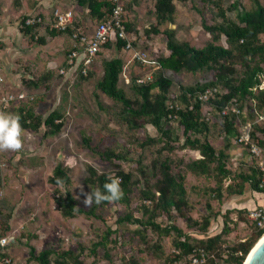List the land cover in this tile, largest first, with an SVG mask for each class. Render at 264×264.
I'll list each match as a JSON object with an SVG mask.
<instances>
[{
    "label": "trees",
    "instance_id": "obj_1",
    "mask_svg": "<svg viewBox=\"0 0 264 264\" xmlns=\"http://www.w3.org/2000/svg\"><path fill=\"white\" fill-rule=\"evenodd\" d=\"M136 1L127 2L125 5L124 19L128 32L132 30L128 14ZM174 1L154 0L155 20L150 28L145 30L149 40L157 35H163L166 39L167 52L156 57L158 65L153 70L152 81L139 85L136 83L137 76L132 77L127 83L129 89L125 91L120 86L124 60L115 57L103 62V75L96 83V92L93 95L100 111L109 112L98 92L104 93L114 101L117 111L113 116L136 135L140 130L145 131L147 125L155 128L158 133L156 138L147 134L144 137L135 136V143L143 153L147 148H155L151 160L148 161L141 154L136 165L129 170L118 167L110 173H99L95 167L88 164L84 183L89 192L91 189H102L108 176L118 177L122 189V198L119 201L93 204L88 208L80 206L71 191L72 177L69 167L62 163L57 164L48 182L55 187L54 202L63 218L73 219L82 215L107 225L110 211L118 207L120 211H115V223L119 226H131L127 231L137 239L142 251L152 252L160 258L164 255L160 241L164 238L171 239L173 252L171 257L167 256L171 264H191L190 255L198 251H202L207 257L204 264H244L251 250L264 236V229L260 230L256 224L250 222L255 229V236L250 240L229 243L227 238L232 229L229 226V215H226L221 231L210 234L209 228L217 218V215L213 214L211 202H222L225 195L244 196L248 190L252 193H264V188L260 187L262 172L257 160L251 159L246 170L234 168L232 154L229 153L233 141L240 136V128L249 122L253 124L251 143L264 151V123L257 122L259 116L264 115V89L259 88L264 82V5L260 0H254L252 9H244L242 0H234L228 7H224L223 0H202L213 14L212 20L204 19L202 22V27L210 34L211 40L202 48H196L189 41L180 40L177 31L170 27L176 22L177 8ZM75 2L78 9L87 13L83 22L95 19L100 25L111 18L114 7L111 0ZM196 7L193 3V8L197 10ZM227 12L235 13V19H230ZM27 17L22 19L19 29L23 34L35 39L43 17L41 16V23L32 26L25 24ZM81 26L83 25L77 23L75 18L73 25L66 31H57L52 29L51 25L49 28L52 36L65 33L73 36L82 29ZM223 38L225 45L221 43ZM38 39L43 43L44 40ZM125 44L124 40L117 38L118 50L123 49ZM111 46L109 41L103 48ZM133 46L137 48V42H133ZM144 51L148 52L149 47L145 46ZM96 61L97 58L90 66L84 67L80 64L77 67L74 78L76 86L93 79ZM142 69L147 71L145 67ZM84 70L86 74L83 73ZM202 72H209L211 76L189 84L178 82L173 76L174 73L195 75ZM57 76L64 78L59 70ZM51 79L52 72H48L37 81L30 78L23 81L27 87L38 88L41 83L50 82ZM209 87L217 88L218 92L209 101L203 102L200 95ZM233 105L241 109V115L220 114L222 108ZM210 107L214 115H220L219 126L226 141L223 148H217L212 143L211 119L205 114L206 109ZM244 109H247L246 117L243 116ZM11 112L19 115L23 130H43L45 137L60 134L65 126V112L60 108L52 111L46 118L36 114L33 107L27 105L19 106L17 110L12 109ZM178 130H181L182 134H179ZM83 141L88 148L94 150L89 137L84 136ZM181 142L182 149L198 151L201 157L188 163L174 157L175 144ZM239 146L246 150L248 147L243 144ZM99 155L113 164L127 160V152L112 148L100 152ZM183 165L188 172L197 176L213 177L215 180V187L204 191L209 214L201 221L187 217L193 206L186 190ZM226 181L229 183L225 186ZM243 213L245 210L238 211L240 221H243ZM178 218L188 220L193 232H186L174 224ZM11 219L12 214H5L0 209V227L3 233L10 231ZM112 232L110 227L106 228L97 235V239L93 240L90 246L81 245L78 252L57 251L47 247L37 253L35 247L26 242L28 264H87L84 254L92 259L91 264H98L102 259L113 261L110 246L116 244V241L111 238ZM148 232L156 236L157 241L153 242L148 237ZM6 257V253L0 254L2 261ZM122 259L125 264H130L129 259ZM130 259L131 264H139L134 256Z\"/></svg>",
    "mask_w": 264,
    "mask_h": 264
},
{
    "label": "rangeland",
    "instance_id": "obj_2",
    "mask_svg": "<svg viewBox=\"0 0 264 264\" xmlns=\"http://www.w3.org/2000/svg\"><path fill=\"white\" fill-rule=\"evenodd\" d=\"M22 1L0 0V74L4 77L0 91L28 94L27 99L12 102L4 112L13 113L12 109L17 110L19 106L27 105L33 107L36 114L46 118L52 111L60 108L65 112V126L60 134L50 137H45L43 130L39 132L23 130L21 150L0 151V209L5 214H12V219L9 221L10 231L3 233L0 227V239L7 237L9 240L6 248L0 247V254L6 253L13 264H28L26 242L33 245L37 253L47 247L57 251L78 252L81 245L90 246L91 242L97 239L98 234L110 227L113 231L111 238L116 241V244L110 246L113 261L102 259L98 264H125L123 257L129 259L131 264L130 258L133 256L139 264H171L167 260V256L171 257L173 252L171 239L164 238L160 241L164 251V255L160 258L152 252L142 251L137 239L127 231L131 226H119L115 223L117 219L115 211H120L118 207L110 211L107 225L82 215L65 219L58 211L54 202L55 187L48 182L57 164L62 163L71 169V191L78 204L88 208L83 204V192H89L84 183L88 174L87 165H92L99 173H110L116 171L118 167L129 170L136 165L141 154L150 161L155 148H147L143 153L140 146L135 143V136L144 137L147 134L156 138L158 133L151 125H147L145 131L137 132V135L130 131L113 116V113L117 111V105L102 92L98 94L109 112L98 110L94 102L96 83L103 75V62L121 57L125 63L128 56V52L117 49L116 42L111 41L110 48L101 49L93 70L95 76L88 83L76 86L74 80L65 77L61 79L57 76L58 70L65 64L67 53L73 46V37L67 33L57 36L50 34L49 26L54 22L55 11L72 10L77 23L83 25L82 29L85 26L88 29L96 27L97 20L83 22L87 13L77 8L75 0H43L44 3L31 12L30 9L36 6L38 0H24V4ZM192 2L196 4L197 10L193 8ZM233 2L234 0H223V5L228 7ZM260 2L264 5V0ZM174 3L177 8L176 22L170 27L177 31V37L180 40L189 41L192 46L202 48L211 40L210 34L203 29L202 22L204 19L212 20V11L206 8L202 0L186 2L175 0ZM153 4L154 0H137L136 4L132 5V11L128 14V22L132 30L128 32V35L133 42H137L136 49L144 51V47L148 46L147 53L151 58L156 59L159 54L167 51L166 39L163 35L152 36L151 40L145 35V30L150 28L155 20ZM242 5L244 9H252L254 0H242ZM36 14L43 17V23L36 31L35 39H32L31 36L20 31L19 24L24 17ZM227 16L235 19V13L227 12ZM38 38L44 40L43 43H40ZM221 43L225 45V38ZM48 72H52L50 82L41 83L38 88L24 85V79L30 78L37 81ZM141 73L143 69L138 62L130 65L126 72L130 78ZM173 76L178 82L189 84L195 80L207 79L211 73L202 72L195 75L174 73ZM127 83V80L122 77L120 86L125 91L129 89ZM205 114L211 119L213 145L223 148L226 141L219 126V114L214 115L212 107L207 108ZM246 115L247 109H244L243 116L246 117ZM178 133L182 134V131L178 130ZM84 136L90 138V145L94 150L85 145ZM175 145L173 156L182 159L185 163L201 157L198 151L182 149L183 142ZM108 148L127 152V160H120L114 164L105 161L99 153ZM229 153L232 154L234 168L248 169L251 160L245 148L233 144ZM247 159L249 163L246 162ZM184 165L182 169L186 173V190L193 206L191 212L187 213V217L201 221L209 214L204 191L215 187V180L213 177L197 176L188 172ZM228 183L229 181H226L225 186ZM242 198L244 196L225 195L222 202L212 200V211L217 218L209 228L210 234L220 232L225 216L229 215V226L232 229L227 238L229 243L250 240L255 236V229L248 219V212L240 203ZM240 210H245L243 221L238 218ZM136 215L141 216L139 213ZM189 223L184 218H178L174 224L186 232H193ZM148 237L153 242L157 241V237L150 232ZM83 256L87 264L92 263L91 258L86 257L85 254ZM0 264H5L2 258Z\"/></svg>",
    "mask_w": 264,
    "mask_h": 264
},
{
    "label": "built area",
    "instance_id": "obj_3",
    "mask_svg": "<svg viewBox=\"0 0 264 264\" xmlns=\"http://www.w3.org/2000/svg\"><path fill=\"white\" fill-rule=\"evenodd\" d=\"M114 4L112 15L110 20L106 23L97 25L92 33L81 29L73 34V46L67 54V58L64 66L59 70V73L65 78L74 80L76 69L80 64L84 67L90 66L101 49L109 42H116L117 38L126 42L123 47L124 52H128V56L125 59L122 77L127 82L130 81V77L126 74L130 65L138 62L140 66L147 68V71L139 74L136 79V83L139 85L146 84L153 79V70L156 69L158 62L156 59L151 58L149 53L136 49L133 46V40L129 38L126 22L124 19L125 5L128 0H111ZM75 21V15L72 10L65 12L56 10L55 20L51 24V28L57 31H66L73 25ZM42 22V17L39 14L28 16L25 24L32 26ZM86 74V70L83 71ZM4 77L0 74V85L3 84ZM260 89H264V82L260 85ZM218 89L215 87L207 88L201 95L200 100L203 102L209 101L215 96ZM28 98V94L25 92H19L17 94L3 93L0 91V111L6 110L10 104L14 101H23ZM33 99V98H31ZM220 114L226 116L229 114H242L239 107L225 106L222 108ZM257 122L264 123V115H260ZM252 123H247L240 128V136L234 140L235 144H243L248 146L247 151L250 159H255L258 162V167L262 172L261 188H264V151L256 144L251 143V128ZM248 219L256 224L258 229H264V207L254 208L248 211ZM9 243L7 237L0 239V247H5ZM206 255L202 251L194 252L190 255L189 260L191 264H204L206 262ZM5 264H12V259L9 257L4 258Z\"/></svg>",
    "mask_w": 264,
    "mask_h": 264
},
{
    "label": "clouds",
    "instance_id": "obj_4",
    "mask_svg": "<svg viewBox=\"0 0 264 264\" xmlns=\"http://www.w3.org/2000/svg\"><path fill=\"white\" fill-rule=\"evenodd\" d=\"M23 129L17 114L0 111V151H19L23 147ZM59 184L60 181L58 180ZM83 192V189H81ZM83 204L91 207L104 202H116L122 198L121 181L118 177L108 176L102 189L83 192Z\"/></svg>",
    "mask_w": 264,
    "mask_h": 264
},
{
    "label": "crops",
    "instance_id": "obj_5",
    "mask_svg": "<svg viewBox=\"0 0 264 264\" xmlns=\"http://www.w3.org/2000/svg\"><path fill=\"white\" fill-rule=\"evenodd\" d=\"M131 2V0H128V2ZM24 4V0L22 1ZM44 3L43 0H38V3L36 4V6L32 7V9H30L33 11L34 9H37L38 7H40L42 4ZM36 7V8H35ZM96 27L94 28H83L85 31H88L90 33H92L94 31ZM70 51V50H69ZM250 123V122H249ZM233 144L234 141H233ZM242 153V152H241ZM251 160V159H250ZM247 163H249L248 159L246 160ZM249 165V164H248ZM240 203L243 205V208L246 209L247 211L254 209V208H258V207H264V193H252V192H247L244 195V198H242V200L240 201ZM8 257V256H7ZM13 264V263H12Z\"/></svg>",
    "mask_w": 264,
    "mask_h": 264
},
{
    "label": "water",
    "instance_id": "obj_6",
    "mask_svg": "<svg viewBox=\"0 0 264 264\" xmlns=\"http://www.w3.org/2000/svg\"><path fill=\"white\" fill-rule=\"evenodd\" d=\"M244 264H264V236L251 250Z\"/></svg>",
    "mask_w": 264,
    "mask_h": 264
}]
</instances>
